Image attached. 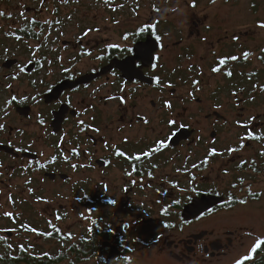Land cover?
Masks as SVG:
<instances>
[{"label":"flooded vegetation","instance_id":"obj_1","mask_svg":"<svg viewBox=\"0 0 264 264\" xmlns=\"http://www.w3.org/2000/svg\"><path fill=\"white\" fill-rule=\"evenodd\" d=\"M53 1L55 4L50 3L52 0H42L44 6L39 14L43 16L35 13L37 7L26 8V12L46 16L45 19L7 20L6 26L0 25V72L14 81L25 77L31 89L26 102H20L22 98L17 97L9 104L11 96L0 107V124L4 125L0 130V154L18 161L29 160L36 166V172L43 173V179L51 182L67 183L70 176L65 172L76 165L72 167L75 181L71 193L78 205L74 210H82L77 216H83L86 225L72 245L80 247L85 243L88 246L86 256H78L77 262L94 259L97 264H127L130 255L144 245L143 231L154 222L172 225L166 228L172 234L166 236L156 252L165 262L207 264L209 260L226 257L242 238L241 234L253 232L259 225L255 218L245 215L247 211L239 209L264 197V117L250 115L246 119V109L239 107L241 100L233 97L231 104L215 101L204 107L203 118L182 119L181 113L191 111L188 115L192 114L190 102L203 105V99L198 97L176 96L178 82L169 75L181 72L183 82V59L192 52L191 44H185L184 39L173 40L172 33H161L160 20H61L63 15L73 12L61 13L59 7L67 6L66 3ZM69 1L70 5L83 3ZM17 16L21 18L20 14ZM112 24L119 26L113 34ZM233 24L224 20L193 23L195 29L190 31L189 39L204 33L200 40L207 42L206 51L214 56L205 67L211 75L222 73L226 79H231L235 65L246 61L238 60L235 54L220 56L224 45L233 46L239 37L250 36L249 33L229 34ZM147 25L156 27L140 33L139 29ZM169 25L174 30L173 25ZM124 34L129 35V41L122 40ZM148 38L150 42L146 43ZM108 44H119L120 48H108ZM137 46L141 53L151 49L152 60L151 63L146 62L147 57L136 60L140 68L136 78L122 77L121 70L113 65L107 73L65 89L56 97L49 96L59 85L98 75L112 63L124 66L125 61L136 54ZM125 47H132L133 52L122 51ZM178 52L182 54L175 57ZM262 58L264 60V55ZM19 67L25 69L23 73L19 72ZM199 70L201 67L197 73L195 70L196 76L190 81L191 93L200 88L199 84H205ZM113 72L117 75L113 76ZM260 74H247L250 91L257 87L256 79ZM154 78H158L159 83ZM164 86L170 89H164L162 96ZM97 89H105V94L97 95ZM221 90L212 92L206 99L215 100ZM31 96H36L37 101H32ZM165 102H170L172 107H164ZM111 105H116V109L107 113ZM12 108L18 115V123L6 125L2 116ZM142 117L150 123L144 124ZM41 119L43 125L39 123ZM170 119H175L177 126L169 125ZM30 121L41 129L53 150L45 158L29 151L26 141L34 137L28 131ZM250 132L253 138L249 137ZM17 135L25 145L14 142ZM160 141L167 147L143 156ZM232 148L236 151L229 152ZM117 150L125 155L117 156ZM136 156L141 158L136 160ZM97 170L104 175L103 181L95 178ZM110 177L115 178L113 187ZM92 183L100 187L92 188L89 186ZM202 197H215L221 202L192 219L183 218L185 207ZM113 200L117 201L115 205L110 203ZM117 207L123 209L122 213L114 210ZM155 207H158L157 212H153ZM164 209H168L167 214ZM103 210L111 216L104 224ZM226 210H236L241 220L235 219L234 213L231 220H226ZM215 215L219 224H208L207 219ZM114 219H117L116 226L111 222ZM147 241L150 243L149 237ZM96 253L102 254L101 257L97 258Z\"/></svg>","mask_w":264,"mask_h":264},{"label":"rangeland","instance_id":"obj_2","mask_svg":"<svg viewBox=\"0 0 264 264\" xmlns=\"http://www.w3.org/2000/svg\"><path fill=\"white\" fill-rule=\"evenodd\" d=\"M78 1L83 3L70 5L69 1L66 3L67 6L59 7V11L63 14L73 12L67 16L63 15L61 20H131L133 22L160 20L161 33H172L175 35L173 40L180 41L184 39L185 44H191L192 52L189 53V56H184L183 59L182 74H187L183 75V82L182 77L179 76L181 72L177 71L169 75L178 82L176 96L178 95L181 98L191 97L192 99L198 97L201 100L203 99V105L197 106L194 102H190L189 106L192 107V114L188 115L191 111L186 114L181 113L182 119H188L189 117L191 119L193 117L203 118L206 112L205 109L211 106L213 102L220 101L223 105L231 104L234 102L233 97L241 100L239 107L246 109L245 117L248 115L246 119L250 115L264 117V90H261L264 85V60H262L264 55V28L258 27L259 23L264 22V0H215L214 3L212 0H195L196 7L194 8L190 6L193 0H108L107 3H103L102 0ZM50 3L55 4L53 0ZM43 6L42 0H0V12L4 13L3 16H0V25L6 26L9 23L7 20L45 19L46 16H37L40 15L39 9ZM27 7H37L35 12L37 15L26 12ZM18 14L21 18L17 16ZM48 18L52 19L50 16ZM200 20H208V23H211V20H224L226 23L231 21L234 24L229 34H250L248 38L239 37V40L233 46L229 44L222 47L223 52L220 56L235 54L238 60H246L235 65L236 68L233 70L234 75L231 79H226L222 73L211 75L206 71L207 62H211L214 56H210V53L206 51L207 42L200 40L204 37V33L194 37V39H189L190 31L195 29L193 23H198ZM169 24L173 25L174 30ZM118 27V25L112 24L111 33L117 32ZM221 40H223V37H221ZM245 52L250 53L247 58L244 57ZM179 54L182 53L178 52L175 57ZM200 67L199 73L204 75L205 84H199L200 88L197 87L191 93L190 81L196 76ZM253 72L261 74L256 79L257 87H252V91H250V86L247 84V74L252 75ZM0 83V107L4 106L6 100L11 96L22 98L25 95L28 96L31 92L26 84L25 77L14 81L11 77L0 72ZM231 88L234 90L233 93ZM164 89H170V87L164 86L161 89L160 95L162 96L164 95ZM220 89L222 90L215 95L217 96L215 100L206 99V96H210L212 92H217ZM96 93L97 95H104L105 89H97ZM82 96L87 98L86 94H82ZM204 107L206 108L202 110ZM115 109L116 105H111L108 107L107 113L114 112ZM2 118L6 125L18 123V115L13 108L7 110ZM102 123L105 122L102 121ZM28 131H31L34 135L31 141H26L30 146L29 151L40 154L43 158L53 152L47 145V138L43 136L41 129L36 127L33 121L29 122ZM13 140L18 145H25L18 135ZM35 168L36 166L31 164L29 160L21 159L18 161L0 154V170L2 171L0 172V186L2 187V190H0V240L8 241L11 250L23 246L25 248L29 247L28 249L33 254L53 256L52 254L72 245L76 241L77 235L83 233L86 223L82 221L84 220L83 216H77L79 213H83L82 210L79 209L75 212L78 205L71 193L75 181L73 168L71 167V170L63 168L67 170L65 173L70 176L67 183L61 180L57 182L44 180L43 173L36 172ZM96 177L100 182L103 181L102 177L104 175L97 170L95 172ZM109 179L111 181L110 185L115 186V178L110 177ZM28 183L31 184L28 185ZM89 186L92 188L100 187L98 184L95 186L93 183ZM29 189L32 191H29ZM147 200L151 202L150 198ZM157 208L155 207L153 212H157ZM117 209L122 213L123 209L121 207L114 210ZM239 210L247 211L245 215L251 216V219L255 218L259 225L256 226L255 231L241 234L242 238L229 250L226 257L209 260L207 264H235L237 259L250 253L257 240L264 239V197L259 201H250L242 205ZM5 213H11V215L6 216ZM233 213L235 219L241 220V214L236 210H226L224 212L226 220H231ZM106 214V210H103V224L111 217L110 214ZM111 222L113 226L118 224L117 219L111 220ZM207 222L212 225L219 224L216 215L208 218ZM24 223L37 226L35 229L39 230L40 233H37V231L26 233V231L19 230ZM147 226L148 228L143 231L144 245L139 247L136 254L130 255V261L127 264H170L165 262V259H159L156 252L157 248L163 245L166 236L172 234L171 230H166L167 227L158 222ZM49 228H52L51 234L61 237L62 241L56 240L54 237L48 238L50 236L46 234H48ZM6 231L12 232L10 238L5 236ZM128 237H130V234ZM148 237L150 243L147 241ZM1 243L3 244V242ZM154 243L155 246H153ZM2 251L0 249V252ZM101 255L96 253L97 258ZM58 264H97V262L94 259H86L71 263L70 259L62 258L58 261Z\"/></svg>","mask_w":264,"mask_h":264},{"label":"snow or ice","instance_id":"obj_3","mask_svg":"<svg viewBox=\"0 0 264 264\" xmlns=\"http://www.w3.org/2000/svg\"><path fill=\"white\" fill-rule=\"evenodd\" d=\"M63 2L64 3H68V0H63ZM212 2L214 3L215 0H212ZM105 3H107V0H105ZM190 6L193 7V8L196 7L195 0H193V3ZM3 15H4V13L0 12V16H3ZM155 27H156V25H147L146 27H141L139 29V32L143 33V32L148 31L150 29H154ZM258 27L264 28V22L259 23ZM89 31H91V30H89ZM96 31H99V29H96ZM85 34H87V33H85ZM156 39L159 40L160 37L157 36ZM234 39H238V38L234 37ZM122 40L126 41V42L129 41V35L128 34H124L122 36ZM107 46H108V48H120L119 44H108ZM137 48H139V46H137ZM121 50L124 51V52H127V53H132L133 52V48L132 47H125V48H123ZM88 55H91V53H88ZM249 55H250V53H248V52L244 53V57L245 58H247ZM145 57H147V61L146 62L147 63H151V60H152V50L151 49H146L143 53H141L139 50H137L136 54L134 56H130L129 59L127 61H125V65L121 66V67L124 68L126 74L130 73L129 74V80H131V76L132 75L137 74V73L140 72V68L137 67L136 64H135L136 60H141V59H144ZM97 59H103V57L102 56H97ZM232 59H236V57H232ZM221 63H223V61H221ZM153 67H155V66L153 65ZM18 70H19L20 73H23L25 69L23 67H19ZM213 71H217V69H213ZM112 75L116 76L117 73L113 72ZM154 79H156V82L159 83V79L158 78H154ZM33 83H35V81H33ZM28 99H29V97L27 95H25V96L22 97L20 102H26ZM109 99H113V97H109ZM15 100H17V97L16 96H12L11 100L8 101V103L11 104L12 101H15ZM31 100L32 101H37V97L36 96H31ZM124 102H125L124 98L121 97V103H124ZM164 107L171 108L172 104L170 102H165ZM141 121L144 124H149L150 123V121L147 118H144V117L141 118ZM39 123L41 125H43L44 124V120L43 119L39 120ZM80 123L83 124L84 122L80 121ZM168 124L173 126V127L177 126L175 119H170L168 121ZM242 126L245 127V128L248 127V125H242ZM179 127H183V125H179ZM3 128H4V125L0 124V130H2ZM93 131H97L98 132L99 129H93ZM248 135H249L250 138H253V133L250 132V133H248ZM254 138L259 139V137H254ZM105 147H108L107 143L105 144ZM165 147H167V145L163 141H160V142H158V145L156 147L151 148L149 151H145L143 153V156H150L152 152L159 151L160 148H165ZM17 151H20V149L18 148ZM235 151H236L235 148L229 149V152H235ZM115 154L117 156H121V157H123L125 155L124 152L119 151V150H117ZM213 154H215V150H213ZM140 158H141L140 156L134 157V159H136V160H139ZM72 167L75 168L76 165H72ZM154 167H155V165H154ZM193 167H196V165H193ZM128 174L131 175V173H128ZM149 175H151V173H149ZM29 191H32V190L29 189ZM110 203L115 205L117 203V201L113 200ZM175 203H179V201H175ZM241 203H245V201H241ZM167 211H168V209H164L163 210L164 214H167ZM5 215L6 216H10L11 213H5ZM57 218H59V217H57ZM92 223L95 224L96 221L93 220ZM165 227H172V225H165ZM9 246H11V245H9ZM262 246H264V240H257L255 242L254 246L252 247V249L250 250V253L248 255H245V256L237 259L235 261V264H246V261L251 259V253L252 252H256L257 249L261 248Z\"/></svg>","mask_w":264,"mask_h":264},{"label":"trees","instance_id":"obj_4","mask_svg":"<svg viewBox=\"0 0 264 264\" xmlns=\"http://www.w3.org/2000/svg\"><path fill=\"white\" fill-rule=\"evenodd\" d=\"M14 217V216H12ZM37 226L33 224H25L23 227H20L19 230L26 231V233L37 231L35 229ZM52 228H49V232L46 235L56 238V240L62 241L61 237H57L55 234H51ZM264 240V239H260ZM3 242V244L1 243ZM78 247L76 244L66 246V248L62 251H58V253L47 255V254H33L29 247L18 246L11 250L9 246V242L6 240H0V249L3 251L0 252V264H58L60 259H70L71 263L78 261V256H86V252L88 250V246L82 245ZM11 250V251H10ZM80 252V253H79ZM246 264H264V246L257 249L256 252L251 253V259L246 261Z\"/></svg>","mask_w":264,"mask_h":264},{"label":"water","instance_id":"obj_5","mask_svg":"<svg viewBox=\"0 0 264 264\" xmlns=\"http://www.w3.org/2000/svg\"><path fill=\"white\" fill-rule=\"evenodd\" d=\"M150 42V38H148V40L146 41V43ZM145 43V44H146ZM138 49L135 50V53L137 52ZM116 66L117 68H119L121 70L122 73V77H127L129 79V74H126V72L123 69V63H112L110 66L106 67L100 74L95 75V76H91V77H84L83 79H81L80 81L77 82H66L63 83L61 85H59L58 87H56L52 93H50V97H56L58 96L63 90L68 89V88H72L74 86H76L77 84L80 83H85L87 81H89L90 79H94L95 77L102 75L104 73H107L109 70L112 69V67ZM136 78V74L131 76V79ZM219 202H221L220 199L215 198V197H202L201 199L198 200H194L193 203H191L190 205H187L183 211V218L185 219H192L196 216H198L201 212L206 211L207 209L215 206L216 204H218ZM6 236L7 237H11L12 236V232L11 231H7L6 232Z\"/></svg>","mask_w":264,"mask_h":264},{"label":"bare ground","instance_id":"obj_6","mask_svg":"<svg viewBox=\"0 0 264 264\" xmlns=\"http://www.w3.org/2000/svg\"><path fill=\"white\" fill-rule=\"evenodd\" d=\"M95 230H96V228H95ZM80 253V252H79Z\"/></svg>","mask_w":264,"mask_h":264}]
</instances>
